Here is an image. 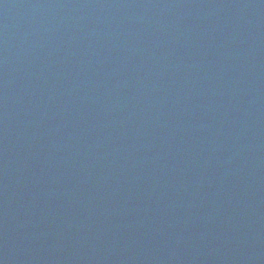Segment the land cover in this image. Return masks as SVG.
<instances>
[{
    "label": "water",
    "instance_id": "obj_1",
    "mask_svg": "<svg viewBox=\"0 0 264 264\" xmlns=\"http://www.w3.org/2000/svg\"><path fill=\"white\" fill-rule=\"evenodd\" d=\"M0 264H264V0H0Z\"/></svg>",
    "mask_w": 264,
    "mask_h": 264
}]
</instances>
